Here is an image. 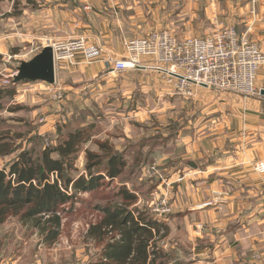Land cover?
Returning <instances> with one entry per match:
<instances>
[{"label": "rangeland", "instance_id": "rangeland-1", "mask_svg": "<svg viewBox=\"0 0 264 264\" xmlns=\"http://www.w3.org/2000/svg\"><path fill=\"white\" fill-rule=\"evenodd\" d=\"M93 1L95 7L91 6V11L86 10V1H74L79 7L80 20H87L92 26L90 32L70 33L79 28L77 19L73 24H62L69 33L64 32L62 36L55 30V25L49 29L46 24H41L45 20L42 12L54 11L52 4L62 0H19L16 4L6 1L0 5V91L6 93L0 102V131L12 133L20 150H33L38 157L48 145L57 146L68 132L82 129L85 143L76 156L74 174H86V151L104 159L108 151L120 153L127 167L118 179L107 178L100 189L80 194L76 203L67 205L60 238L53 244L43 243L32 226L20 223L17 218L0 225V264L95 262L104 242L93 237L90 229L100 223L101 210L106 205L124 203L121 193L124 190L137 198L124 203L130 209L149 210L151 214L169 218L164 221L169 232L162 250L171 254L170 263L191 261L189 249L192 244L197 248L202 245L194 240L199 234L192 232L190 227L189 232L185 231L184 223L177 224V221H184L182 218L174 220L170 204L172 192L177 182H182L188 175L190 163L201 160L192 154L195 150L192 147H200L203 133L213 135L209 137L210 141L220 134L215 120L209 121L206 117L203 121L205 108L194 104L196 92L191 97L183 94L174 83L155 71L117 73L105 68L92 75L87 70L101 66L100 63L84 64L79 54L75 65L55 60L54 85L44 82L14 84L13 77L22 62L30 61L44 49L42 44H48V41L43 40L66 36L88 40L89 34L102 42L110 41L105 39L106 36L114 38L117 50L112 57L123 59L126 39L144 38L160 30H168L180 39L206 37L222 28L233 27L264 52V0ZM31 9L38 15V24L36 22L33 28L35 33H30L28 25ZM62 13L70 14L72 10ZM31 34L39 37L34 44L28 41ZM97 45L104 49V43ZM212 90L209 91L215 92ZM203 142L205 146L212 145L207 144L206 137ZM15 157L0 159V167ZM105 163L106 159L102 166ZM261 163L264 160H258L253 167L257 176H264L258 170ZM171 171L175 173L170 175ZM183 210L190 209L184 207ZM199 221L198 218L195 223ZM254 257L260 259L261 254L256 252Z\"/></svg>", "mask_w": 264, "mask_h": 264}, {"label": "crops", "instance_id": "crops-1", "mask_svg": "<svg viewBox=\"0 0 264 264\" xmlns=\"http://www.w3.org/2000/svg\"><path fill=\"white\" fill-rule=\"evenodd\" d=\"M74 1L76 0H62L63 4H52L54 11L42 12L45 22L42 21L41 24H46L49 29L55 25V30L62 36L66 32L62 24H73L78 19L79 28L70 33H89L92 26L87 20H80L77 12L79 7L75 6ZM83 1L95 7L93 0ZM70 10V14H61ZM37 17L31 9L28 23L30 33L34 32L36 22L38 24ZM64 17L66 20H63ZM89 18L93 19L91 15ZM93 27L96 29V26ZM88 35L90 44L104 43V49L110 53L112 51V54L117 50L114 38L106 36L105 39L110 41L102 42L99 38ZM37 37L31 34L28 41L34 44L39 38ZM69 37L75 36L60 37L58 40ZM98 63L101 66H96L93 70L89 68L87 72L91 71L94 75L106 68L101 61L94 64ZM256 86L260 95L250 98L220 90H196L194 104L205 108L203 121L206 117L209 121L215 120L220 134L213 141L209 140L212 134H202L200 147H192L195 149L192 154L195 153L201 160L195 161L191 157L194 162L187 168L188 175L182 182H177L176 189L172 192L174 195L170 197L174 211L171 216L174 220L182 218L184 222L177 221V224L184 223L183 228L187 232L190 227L192 232L199 234L194 240L202 242L198 248L194 243L188 248L192 264H264V176H257L253 170L258 160H264V95L261 94L264 90V67L258 72ZM205 137L207 144H212L211 147L205 146ZM190 151L192 152L191 149ZM173 173L175 172L171 171L170 175ZM184 207H189L190 210H183ZM198 218L200 221L195 223ZM165 220L169 221V218L166 217ZM212 235L216 237L213 238ZM256 252L261 254L260 259L254 257Z\"/></svg>", "mask_w": 264, "mask_h": 264}, {"label": "trees", "instance_id": "trees-1", "mask_svg": "<svg viewBox=\"0 0 264 264\" xmlns=\"http://www.w3.org/2000/svg\"><path fill=\"white\" fill-rule=\"evenodd\" d=\"M6 1L16 4L19 0H0V5ZM3 93L5 90L0 91V102ZM84 133L82 129L68 132L57 146L48 145L37 157L33 150H20L12 133L0 131V159L16 155L0 167V225L17 218L32 226L43 243L53 244L60 238L67 205L76 203L80 194L100 189L107 178L114 181L124 174L125 158L111 151L104 166V158L86 151V174H74ZM121 193L124 203L137 199L127 190ZM124 203L106 205L102 220L90 229L93 237L104 242L99 259L90 264H181L170 263L171 254L162 250L169 232L165 219Z\"/></svg>", "mask_w": 264, "mask_h": 264}, {"label": "built area", "instance_id": "built-area-1", "mask_svg": "<svg viewBox=\"0 0 264 264\" xmlns=\"http://www.w3.org/2000/svg\"><path fill=\"white\" fill-rule=\"evenodd\" d=\"M85 8L91 11L90 4ZM43 41L48 44L43 42L42 48H53L55 60L75 65L79 54L82 63L91 65L102 59L107 70L117 73L153 70L190 97L197 88L230 92L244 98L260 95L256 79L264 66V52L233 27L206 37L180 39L168 30H160L144 38L126 39L123 59L113 58V54L90 44L84 37ZM258 170L264 173V163Z\"/></svg>", "mask_w": 264, "mask_h": 264}, {"label": "water", "instance_id": "water-1", "mask_svg": "<svg viewBox=\"0 0 264 264\" xmlns=\"http://www.w3.org/2000/svg\"><path fill=\"white\" fill-rule=\"evenodd\" d=\"M13 80L14 84L25 82L56 84V65L53 49L46 47L30 61L22 62ZM261 94L264 95V90L261 91Z\"/></svg>", "mask_w": 264, "mask_h": 264}]
</instances>
